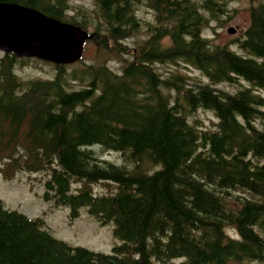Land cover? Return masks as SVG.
Segmentation results:
<instances>
[{
  "label": "trees",
  "instance_id": "16d2710c",
  "mask_svg": "<svg viewBox=\"0 0 264 264\" xmlns=\"http://www.w3.org/2000/svg\"><path fill=\"white\" fill-rule=\"evenodd\" d=\"M89 1L71 15L70 0H0L91 29L97 55L46 63V80L18 75L30 60L0 56V177L38 183L70 221L85 208L121 245H70L0 202V264H264V0H248L230 45L204 34L235 15L231 0ZM180 63L206 81L158 68Z\"/></svg>",
  "mask_w": 264,
  "mask_h": 264
},
{
  "label": "rangeland",
  "instance_id": "374dc122",
  "mask_svg": "<svg viewBox=\"0 0 264 264\" xmlns=\"http://www.w3.org/2000/svg\"><path fill=\"white\" fill-rule=\"evenodd\" d=\"M254 1V0H253ZM261 0H255V3ZM250 5L248 0H231L228 5V9H236L234 16H225L223 26H218L215 23H211V28L205 31V36L211 40L214 45H230V43L236 38L240 37L246 27H248V13L247 9ZM70 6L72 8L71 15L76 14L77 11L91 10L92 6L89 0H70ZM77 14L76 17H79ZM138 16L144 21H150L151 15L144 9L138 13ZM233 28L235 32L228 34L227 30ZM214 29V32L212 31ZM88 33L92 30L88 29ZM142 40L144 35L139 36ZM131 47V43H125ZM232 48H235L232 46ZM236 50V48H235ZM2 53L0 52V56ZM96 50L89 41L86 42L83 50V59L85 62H89L96 59ZM30 60L28 63L22 66L16 67V72L20 77L24 79L37 78V79H51L53 77V69L44 64V62L36 59ZM108 65L113 70H118L120 63L112 59H108ZM159 71L164 76L171 73L179 74L182 76L188 75L189 77L206 81L205 78L196 70L186 68L181 64L178 66L161 65L158 66ZM16 73V74H17ZM242 86H247L245 82L241 83ZM216 88L223 89L228 92H235L237 88L230 86L229 84H219ZM259 95L264 98V92L259 91ZM197 117L203 121L206 127L211 126V122L215 121L210 113H204L198 111ZM101 158L116 162V155L101 154ZM32 186V187H31ZM96 192H101L100 187H95ZM43 188L33 181L28 182L26 176L18 175L16 179L12 181H4L0 177V202L4 204L9 210H15L24 213L28 217H41L43 218L47 229L56 238L65 241L73 246H80L99 252L103 254H112V249L121 245V242L113 235V225H107L105 227H99L94 223L87 214V210L82 208L80 210V216L75 221H70L68 218L69 209L67 207H55L52 202L45 203L42 200L41 193ZM241 195L248 197L247 194ZM250 198V197H249ZM226 233L232 238H237L233 229H227ZM184 259H176L171 264H182ZM154 264H157L154 262Z\"/></svg>",
  "mask_w": 264,
  "mask_h": 264
},
{
  "label": "water",
  "instance_id": "95a60500",
  "mask_svg": "<svg viewBox=\"0 0 264 264\" xmlns=\"http://www.w3.org/2000/svg\"><path fill=\"white\" fill-rule=\"evenodd\" d=\"M88 38L74 25L49 19L33 9L0 3V51L5 54L66 65L80 59Z\"/></svg>",
  "mask_w": 264,
  "mask_h": 264
}]
</instances>
